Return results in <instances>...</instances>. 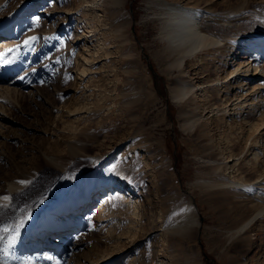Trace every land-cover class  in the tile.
Masks as SVG:
<instances>
[{
	"label": "rangeland",
	"instance_id": "374dc122",
	"mask_svg": "<svg viewBox=\"0 0 264 264\" xmlns=\"http://www.w3.org/2000/svg\"><path fill=\"white\" fill-rule=\"evenodd\" d=\"M33 1L30 5L31 0H0V12L12 21L20 5H30L19 15L22 20L27 18L20 37L28 33L37 38L19 53L17 76L22 85L0 92V104L11 120L10 126L3 128L4 137H0V176L15 159L17 169L32 159L41 163L27 166L31 174L27 184L10 194L9 201L0 202L8 205L0 207V228L27 218L28 212L37 211L39 215L63 189L65 195L73 191L83 175L109 178L116 170H121V175L113 179L105 194L98 197L101 191L96 193L85 214H79L81 226L63 239L62 244L69 247L66 252L63 249L62 254L57 253L51 243L42 253L20 252L13 245L6 246L12 233L0 232L5 236L0 241V264H79L86 262V255L90 264H264V216L245 233L233 238L228 234L250 213V199L229 189L194 184L201 177L222 179L217 177H222L224 170L218 169L217 175H212L209 165L225 161V155L220 153L229 135L225 119L216 121L207 108L205 121H198L188 132L182 129V115L192 107L194 97L188 105L170 98L171 89L186 75L192 76L195 83H214L205 91L207 99L213 95L207 106L220 104L221 95L229 96V102L234 100L238 82L224 76L231 68L230 62L236 67L245 59L228 51V41L245 37L248 32L264 34V0ZM165 2L199 7L204 15V30L212 38H224L223 43L203 50L200 60L187 59L183 69L168 68L166 42L158 36ZM145 57L152 64L154 76ZM8 67L9 64L0 65V72ZM72 101L89 111L82 109L68 116L61 108ZM258 118V114L248 117L257 125ZM27 124L35 130L23 127ZM20 129L35 135L32 143L25 140ZM240 136L243 144L246 134ZM254 136L257 143L251 146L250 137L238 156L240 164L237 162L248 181H253L261 165L264 167V125ZM43 138L49 143L57 141L58 149L66 155L61 169L42 162V152L47 149L40 145ZM72 140L82 143V147L71 155L66 144ZM19 145L32 148L21 153ZM252 147L258 151L260 161L255 162L249 154ZM240 150L233 145L232 153L239 154ZM92 157L101 159L97 166L91 165ZM252 164L259 169L257 172L247 170ZM5 187L0 179V189ZM193 199L203 217L201 245L197 228L176 224V212L193 205ZM48 212L54 221L53 208ZM28 225L33 226L31 222Z\"/></svg>",
	"mask_w": 264,
	"mask_h": 264
},
{
	"label": "bare ground",
	"instance_id": "6f19581e",
	"mask_svg": "<svg viewBox=\"0 0 264 264\" xmlns=\"http://www.w3.org/2000/svg\"><path fill=\"white\" fill-rule=\"evenodd\" d=\"M32 2L34 1L31 0L30 5H32ZM30 5L27 7L24 6V4L20 5L15 11L16 14L14 16L13 21L7 18L6 13L0 12V52H4L7 49H14L15 50L14 55L17 57L14 63L9 64L10 67L0 72V92H3L4 88L15 89L22 85V82H20V77L17 76V74H19L20 72L19 64L21 63V57L19 56V53H21L22 49L24 50L25 47L27 46L24 44V41L28 39L29 34L25 33L23 37H20V33H22L26 27L24 23L27 22V18H24V20H22L21 18H19V15L21 16V13L28 10ZM163 9L165 11L159 16V18L163 23H161L158 36L162 40H165L166 42V46H165L166 52L164 57L167 58L168 62L166 66L168 68H175L179 70L183 69L185 65V61L187 59L200 60L201 56H199V53H201L203 50L209 48H215L223 43L222 42L224 40L223 37H222L223 40L212 38L209 36V34H207V31L204 30V26H205L203 25L204 15L199 7H190L176 2H165ZM10 22L11 23L13 22L12 26ZM215 24H219V23L217 22ZM5 38H11L12 40L6 41ZM19 38H22V40ZM19 40L21 41L19 42ZM228 43H230L228 46L229 47L228 51L232 52L233 53L232 55H234L235 57H237V55H242L241 59L246 60V61L245 60L238 61L237 66L232 67L231 62L229 61L231 58L230 57L227 58V60L230 62L228 68L230 66L231 68L225 74L224 78H228L229 79L228 81L234 79V81L238 82V85L236 86L237 92L234 93V100L229 102V98H230L229 96H227L226 98L225 97L222 98L223 95H221L218 98L220 104L214 103V106L216 105L214 108L211 105L207 106V104L211 101L210 97H213V95H209L210 97H208L207 99V95H205V91L207 92V88L213 87L214 83L200 82V80L195 83L191 79L192 76H186V75L182 76L179 79L177 85L171 89L170 98L174 102H182L184 105H188L190 98L194 97L193 98L194 103L192 107L185 109L184 114L182 115L183 118L182 129L188 132L198 121L200 120L202 122L205 121L203 115L207 114V111L205 112L207 108H210L209 111H211L212 113L210 117H215L216 121L221 119L223 120L225 119L226 121L227 124L226 128L227 130H229V135L228 137H226L225 139L226 142L224 141V147H222V150L220 152L223 155H225L224 157L225 161L223 160L221 162H215L209 165L211 168L212 175L215 174L217 175L216 171L218 169L224 170L222 177L216 176L217 178H222V179H216V178L205 179L201 177L196 179L194 184H198L203 188L208 187V188H221L225 190L229 189L232 190L233 192H236L242 198L250 199L251 205L247 207L248 208L247 210H249L250 212L248 213V216L246 215L247 217L246 218L244 217V220L240 222V224L237 225L232 231H228V234L231 235L230 237L233 238L237 236L239 233H245L246 229H248V227L254 221L264 216L263 165H261L262 169L259 171V173H257L253 181H248V179L245 178L244 175L242 174L243 171L241 172L238 167V165L240 164L239 162L240 157L238 156L243 152L250 137H253L250 141L251 146L252 144L257 143L258 140H255L256 136L254 135L257 132V130L262 125H264V110H261V108L264 106V34H261L260 32L259 33L248 32V34L245 37L238 38L235 41L230 40L228 41ZM84 46L85 49L89 52V45H86V43L84 42ZM24 57H26L25 54ZM89 60L87 59V61ZM86 70L87 68H84V71ZM182 72L183 74L185 73L184 70H182ZM196 74L199 75L200 72L196 71ZM220 85L224 87L223 84ZM209 92L211 93V91ZM71 103L72 104L70 105L67 104L63 105L61 108L64 109V112L67 113L68 116L69 114H74L84 109V106L80 105L75 101H72ZM220 106L221 108H219ZM228 106H232V108L228 109L227 108ZM50 107L53 108L52 105ZM231 109L233 112H230ZM86 110L89 111V108H87ZM255 111H257V113ZM255 113L258 114L259 117L258 119L260 123L258 125L256 124V122H253L250 119H248V117L249 118L254 117L256 115ZM240 114L242 115L245 114L246 117L243 118L241 117L242 115L240 116ZM230 115H232L231 118H226ZM9 121L11 120L8 118V115L4 110V107H2V105L0 104V137H4L1 133H3L4 130L3 128L10 126ZM202 122L201 124L204 125L207 124ZM42 123L43 120L41 121V124ZM19 124L22 125L21 123ZM245 126H247L248 129L244 130ZM23 127L30 130L31 128H33L31 124L23 125ZM26 129L25 130L20 129L21 133L24 135L25 140L27 142L32 143L33 142L32 139L35 137V135L34 134L28 135L26 131L29 130ZM33 129L35 130V128ZM17 131L19 132V130ZM241 134H243V137L246 134L244 138L245 140L242 142L243 144H241V136H240ZM230 135L233 136L230 137ZM258 135L259 132L257 136ZM43 139L44 140H42V143L40 145L43 146V150L45 149L44 147H47V149H45V151L42 152V162H44L45 164L47 163L49 165L55 166L56 168L60 167L61 169V167H63V165L66 162V155L63 154V152L61 153L62 151L61 149H58L59 143L57 141H53L49 143L47 140H45V138ZM261 141L263 145V147L261 148L264 151V138H262ZM46 143H48L49 145L45 146ZM66 145H67L66 150L67 153L69 154L73 153V151H77L82 147V143H79V141L76 142V140L75 141L72 140V142H67ZM233 145L241 149L239 151V154L232 153ZM31 148L32 146L19 145V151L21 153L24 152V149H31ZM54 148L55 149L57 148L58 152H56ZM254 148L255 147L251 148L249 154L253 155V160L257 162L260 161V158L258 151L255 150ZM48 150L53 152L52 153L48 152ZM74 154H76V152H74ZM8 161L10 163V161H13V159L12 158L8 159ZM15 161L14 164L11 163L12 167L9 168V170L7 169V171H4L0 176V179H2L6 185L4 189H0V202L4 201L2 199L3 197L5 196L9 197L10 194L18 191L19 189H22L27 184V183L24 184L20 183V181L27 182L31 177L30 171H28L29 169L27 170L26 168L27 166L37 167L41 165L40 161H36V159H32L31 161L28 160L29 162H24V160H22L24 163H27V165L26 164L22 165L19 163L22 168H20L17 165L19 167L17 169L15 168L17 164V163L15 164ZM100 161H101L100 158L92 157L90 163L92 166H97ZM237 162H239V164H237ZM254 165L255 164L248 166L247 170L257 172L258 168H256V166ZM14 168L15 170H13ZM225 172H227L226 176L224 175ZM120 175H121V170L114 171L112 176L109 178H106L105 176L100 174L92 176L91 178H88L86 175L85 176L83 175L82 178H80L79 181L76 182L77 184L74 190L69 192L68 195H65V191L63 189V191H61L62 193H60V195L57 196V198L51 200L49 205L47 206V209L41 211L39 215L37 211H33V213L31 212L30 218H26L25 220V223L23 225L24 229L23 227L20 228L23 230L19 231L17 242L13 246L16 248V250H19L20 252L36 251L42 253L44 250L49 248L50 246L49 243H51L53 245V246L51 245L52 249L55 250L57 253L61 251L62 254L63 249H65L64 252H66V250L69 247L66 244H62L63 239L64 238L66 239L67 237L71 236V234L76 229H78L79 225L81 226L82 222L80 221L81 218L79 217V214L82 215L85 214L86 209L89 208L88 204H91L93 202L96 193L101 191L100 194H98V197H100V195L105 194L109 190L110 186H112L113 179ZM235 197L236 196L233 195V198ZM103 201L105 200L104 199L101 200L99 204L98 209L100 210L104 206ZM50 208H53V210L56 213L54 221H52L49 216L48 210ZM59 208H61L60 211ZM196 212L198 214V209H196V205L194 204L193 205L190 204L188 207L178 210L176 213L179 214V218H178L179 220H176V224L177 223L178 224L180 223V225L187 224V225H191L193 228L194 227L197 228L199 224L197 219L198 215L196 214ZM30 222L33 224V226L30 227L28 225L29 226L28 227L27 224H29ZM86 257H87V260L85 259L86 262L84 263L79 262V264L92 263L89 261V257L87 255ZM105 260L108 259L105 258Z\"/></svg>",
	"mask_w": 264,
	"mask_h": 264
},
{
	"label": "snow or ice",
	"instance_id": "6c2138e0",
	"mask_svg": "<svg viewBox=\"0 0 264 264\" xmlns=\"http://www.w3.org/2000/svg\"><path fill=\"white\" fill-rule=\"evenodd\" d=\"M37 38L32 36V37H28V39H26L24 41L25 45H31V43L33 41H35ZM14 49H7L4 52H0V65H8V64H12L16 61L17 57L14 55ZM21 79H23V77H21ZM20 183L24 184L27 183L25 181H20ZM4 201H9L10 197L5 196L2 198ZM7 204H0V207H7ZM21 211H24V209H21ZM31 213L28 212L27 213V218H30ZM26 218L22 217L18 223L12 225V226H4L3 228H0V232L3 233H12L11 235L8 236L7 238V243L6 246L7 247H11L12 245H14L16 243L17 237L19 235L18 229L23 227L24 223H25ZM5 240V236L4 235H0V241H4Z\"/></svg>",
	"mask_w": 264,
	"mask_h": 264
},
{
	"label": "water",
	"instance_id": "95a60500",
	"mask_svg": "<svg viewBox=\"0 0 264 264\" xmlns=\"http://www.w3.org/2000/svg\"><path fill=\"white\" fill-rule=\"evenodd\" d=\"M131 5V4H130ZM130 9H131V6H130ZM132 29H133V26H132ZM141 54L144 55V52H143V49L141 48ZM147 60V66L148 68L150 69V71L152 72L153 76L155 75L154 73V70H153V67H152V64L151 62L149 61V59L147 57H145ZM193 201V204L196 205V202L194 201V199L192 200ZM196 209H197V206H196ZM198 227H197V241L199 242V244L201 245V241H200V233H201V223L203 221V217L202 215L200 214V212L198 211ZM204 257L206 258V255H204Z\"/></svg>",
	"mask_w": 264,
	"mask_h": 264
}]
</instances>
